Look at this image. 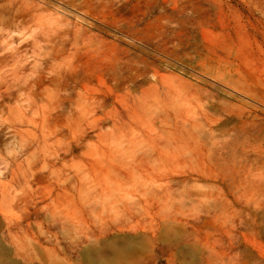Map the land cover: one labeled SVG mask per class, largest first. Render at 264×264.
<instances>
[{
	"label": "rangeland",
	"instance_id": "rangeland-1",
	"mask_svg": "<svg viewBox=\"0 0 264 264\" xmlns=\"http://www.w3.org/2000/svg\"><path fill=\"white\" fill-rule=\"evenodd\" d=\"M9 2L17 5L35 3L37 0H2L5 4ZM256 2L257 4H254ZM262 2L264 4V0H175V2L171 0H112L107 8L111 25H102L103 29L100 32L96 29L90 30L92 34L98 32L101 41L90 38L87 54L77 53L65 62L77 65L81 70L105 71L102 90L106 95L102 106L94 109L95 102L93 104L92 101L81 100L80 109L74 114L69 116L62 114L54 117L53 121L50 96L37 99V103L32 104L26 100V94L23 95L18 90L25 79H30L40 68L38 59L44 49L34 42L31 32H28L29 35L31 34L30 38L28 33L21 36L15 33L13 37L7 38L5 33L0 31V51L8 53V62L4 64V67L0 66V91L6 87L10 93L0 97V205L8 214L5 222H2V219L0 221L2 222L0 224V260L16 259L18 261L15 262L18 264H92L83 252L90 245L92 246L93 242L97 247H104L111 241L127 240L131 245L130 251L116 255L113 259H107L106 264H140L145 259H147L146 262L142 264H199L200 253L206 250V246L213 248L218 257H224L234 253L229 249L231 242L246 237L261 247L257 248L258 253H255L257 256L260 255V263L264 264V240L253 234L264 228V204L258 205L259 201L264 200V196L249 183L253 180L254 174L247 176L243 182H236L231 189L225 188L218 191L216 190L218 188L213 187L212 182L210 187L209 181L206 183L203 182L204 180L197 183L189 181L185 187H180L181 189H174L170 193L162 191L160 196H154L149 189L162 182L156 181L158 177L154 174L157 171L156 168L160 169L159 171L172 169L188 173H196L203 167L207 170L211 169L204 156L209 151L206 149L208 144L202 146L195 142V135H199V132L194 129L193 134L189 131L185 133L188 140L185 146L193 152L191 156L186 154L184 159L170 158L160 164L153 163L152 160L148 161L147 157L150 155H145V152L155 143L154 122L158 119L152 111L153 105L143 103L136 91L141 79L136 82L128 81L131 91L129 95L124 89H117L115 82L110 79L112 69L123 76L131 72L130 65L127 66L124 63V60L129 57L136 58L138 55L146 54L160 56L155 49V44L149 38L154 34L162 33L168 36L173 44L179 42L181 45L178 55L170 59L172 67L169 69L166 67L164 73L168 76L171 71L168 78L174 84L176 82L172 78L173 74L182 73L186 90L185 99L194 102L192 97L195 95L201 94L200 96L203 97L210 93L209 95L216 96L218 92L219 99L227 104L230 103V106L240 105L236 98L231 97L233 96L231 90L225 86L230 85L228 80L225 79L226 82L224 80L222 82L219 75L204 74L203 68L197 66L200 57L192 52L186 53L184 47L193 42L194 37H196V44L203 43L202 28L205 40L214 47L217 54L223 58L230 55L228 61L240 63L249 80L256 83L259 89L264 90V5ZM262 5L263 9L260 10ZM181 8H185L182 13ZM51 14L54 17L61 15L53 7L45 13L47 16ZM26 34L28 36L23 38ZM11 39L13 42H9ZM171 45L169 44V48H172ZM2 47H5V50ZM34 48L35 51L32 50ZM12 49L14 50L10 51ZM33 58H36L39 64ZM60 63L64 62L60 60ZM207 66L205 65L206 69H208ZM211 76L212 80L215 78L217 82L209 81ZM214 83L217 85H213ZM197 85L202 88L200 87L199 90ZM108 87H112L113 94L108 91ZM159 90L157 95L163 103L168 102L169 99L172 100L173 91L166 95L164 87H160ZM118 95L121 98L117 97ZM234 96L242 98L238 95ZM118 98L120 102L117 101ZM27 105L29 108L26 107ZM98 116L101 118L100 121H95L94 119ZM48 127L57 128V135L50 134L48 138ZM14 128L17 132H13ZM82 134L85 136L83 146L78 147L73 142ZM227 137L230 136L226 135L219 139L228 140ZM31 140L39 142V145L34 149L36 153L30 156L23 147ZM46 141L48 142L44 144ZM54 142H57L59 147L69 142L73 143L76 157L72 161L71 170L79 169L80 177L83 178L67 181L65 185L69 189L60 186L53 188L47 181L38 179L36 172H32L36 159L47 156ZM82 150L83 153H79ZM63 175L64 173L61 172L60 178ZM198 184L206 187L201 188ZM186 187H190L191 190L200 188L203 190L201 191L203 195L196 194L194 200H190L186 193L184 194ZM51 193L53 201L51 199L47 201L51 207H56L59 215L67 217V222L53 229L55 235L52 236V240L38 249L34 242L42 238L43 233L40 231L46 224V219L42 217L41 223V219H34L33 215L29 218L26 216L31 209L30 203L43 200ZM211 198L220 201L218 206L210 207L213 208L211 211L216 218L211 223L209 217V220L205 218L203 222L206 216L200 209H203L204 204L208 200L211 201ZM248 203H250L249 206ZM196 215L200 216L198 224L190 226ZM174 217L177 220L172 222ZM160 218L166 222L164 221V225H160L159 228H155V223ZM201 220L202 223H200ZM114 224H124V226L118 229ZM131 224L136 227H129L133 226ZM138 228L140 229L137 230ZM180 240L181 243L176 247V242ZM100 243L105 244L103 246ZM235 261L239 260L235 259Z\"/></svg>",
	"mask_w": 264,
	"mask_h": 264
},
{
	"label": "bare ground",
	"instance_id": "bare-ground-1",
	"mask_svg": "<svg viewBox=\"0 0 264 264\" xmlns=\"http://www.w3.org/2000/svg\"><path fill=\"white\" fill-rule=\"evenodd\" d=\"M171 1L175 2V0ZM111 2L112 0H37L35 3H20L16 5L14 2L5 4L2 3V0H0V31L5 33L7 38L8 36L13 37L15 33L16 35L21 36L22 34L31 32L33 33L32 36H34V42H36L41 49H44V52L42 51L43 53L38 59L40 60V68L30 79H25L18 90H20V93L23 95L26 94V100L32 104H36L37 99H40L44 96H50L52 98V101L50 102L52 121L54 117H58L62 114L67 116L74 114L75 111L80 109L81 100L92 101L93 104L95 102L94 109L96 107L102 106L104 96L106 95V93L102 90L105 71H101L100 69L81 70L78 69L77 65H72L65 62H68L70 58L74 57L77 53L87 54L89 52L87 50H89L88 41L90 38H95L96 41H101L99 37L100 34L98 32L96 34H92L90 30L96 29L100 32L103 29L102 25H111V21L107 13V8ZM254 4H257V2ZM263 5L260 7V10L263 9ZM52 7L61 15L58 14L57 17H54L56 13H54L53 16L52 14L51 16L45 15V13H48ZM174 8L177 7L174 6ZM184 10L185 8H181V13ZM91 19L95 22H93ZM178 23L180 24V22ZM201 32L202 38L204 39L203 43L201 45L196 44V37H194L193 42H190L187 47H184L186 50L185 52H192L196 56L200 57V59H198L197 66L203 68L202 70L205 71L204 74L214 73L215 76L219 75L218 77L222 80V82H226L225 79H227L230 85H225L227 83L224 85L231 90L233 94L231 97L236 98L238 102H240V105L230 106V103L227 104L219 99L218 92L216 96L209 95V93L208 95L202 97L198 91L199 96L195 95L192 97V99L194 98V102L192 100L185 99L186 90L183 77L181 76L182 73L180 72V75L173 74V77L171 75V77L175 79V84L170 82L168 78L171 71L168 73V76L164 73L166 71V67L168 69L172 67L170 64L172 63L170 62V59L178 55L181 45L179 42L173 44V42L169 40V37L167 36V38L166 35L162 33L154 34L149 38V40L155 44V49L157 52H159L160 56L146 54L138 55L136 58L129 57L128 59L124 60V63H126L127 66L130 65L129 68L131 72L129 74L123 76L122 74L117 73L115 69H112L110 72L111 76L109 75L110 79L115 82L116 88L124 89L127 95L131 94L128 81L136 82L141 79V83H138L136 91L138 92L143 103H148L149 106L153 105L152 111L158 120L154 122L156 126V136L154 138L155 143L152 145V148L150 147L145 152V155H150L147 157L148 161L152 160L153 163L160 164L169 160L170 158L184 159L186 154L191 156L193 152L185 146V144L188 142L185 133L189 131L191 134H193V132H195L194 129H196V132H199V135H195V142L202 144V146L208 144L206 149H209V151L204 156L211 169L207 170L203 167L197 170L196 173H188L182 170L173 171L172 169L159 171L160 169L156 168L157 171L154 173L158 176L156 181L162 182L151 187L149 192L154 194V196H160L162 191L164 193H170L174 189L177 190L180 187H185L189 181H195L197 183V181L200 182L201 180H204L203 182L205 183L206 181H209V186L210 182H212L213 187L215 186L218 188L216 190L220 191L224 190L225 188L231 189L236 182H243L247 176L254 174L252 178L253 180H250L251 182L249 183H251L255 189L261 191V195L264 196V90L259 89L256 83L249 80L248 75L241 68L240 63L235 64L234 62L228 61L230 55H227V57L223 58V56L217 54L214 47L205 40V34L203 33L202 28ZM28 35H24L23 38L25 36L27 37ZM30 35L28 38H30ZM3 40L2 42H4ZM18 40L21 41V39ZM9 42H13V39H11ZM169 44H172V48H169ZM3 49L5 50V47ZM13 50L14 49L10 51ZM32 50L35 51V48ZM7 58L8 53L4 52L3 50L0 51V66L3 65L4 67V64L8 62ZM33 59L35 60L36 58ZM26 60L28 61V59ZM38 60H35L37 64H39ZM60 60L64 63L61 64ZM205 65H208V69H206ZM187 71L189 72V70ZM207 75L206 78L208 77ZM194 76L195 75H193V77ZM210 78L211 80L209 81L213 82V80H216L215 78L212 80V76ZM198 83L200 84L201 82ZM213 85H217V83H214ZM218 86V88H220V85ZM160 87L165 88L167 93H164L166 95L173 91V95L171 97L172 100L169 99L168 102L163 103V101L159 98V95H157L160 92ZM200 87H198V89ZM107 89L111 94H113L112 87H108ZM207 91L209 92L210 90ZM8 94L10 93L6 87L0 91V97L7 96ZM151 95H154V97H151ZM234 95H238L242 98H237ZM117 97L121 98L119 95ZM119 98L117 99L118 102L121 101ZM26 107H28V105ZM188 113L190 114L187 115ZM100 119L101 118L98 116L94 120L100 121ZM57 131V128L55 129L53 127H48L47 137L49 138L50 134L56 136ZM13 132H17V130L14 128ZM226 135L230 136L227 137L228 140H225L226 138L219 139V137ZM191 138L193 137L191 136ZM84 139L85 136L82 134L73 143H75L78 147H82ZM47 142L48 141L44 142V144ZM73 143L69 142L60 147L58 146L57 142L52 143L51 145L53 146L48 152V155L43 158L39 157L36 159L32 172H36L38 179L47 181L48 185H51L53 188L54 186H60L65 189H69L65 185L67 181H71L73 178H78L80 180L83 178L80 177L79 169H76V171L71 170L72 161L76 157ZM196 143H194V145ZM38 145L39 142L31 140L24 144L23 149L26 152H29L31 156L36 153L34 149H36ZM81 152L83 153V150L79 151V153ZM61 172L64 173L62 178H60ZM79 183L81 185V182ZM205 185L203 186L206 187ZM212 185L210 187H212ZM195 186H197V184ZM203 186L200 185L201 188H204ZM189 188L190 187L185 188L184 194L186 193L187 198L190 200H194V196L196 194L203 195L201 192L203 191L202 189L196 188L191 190V188ZM175 195L177 194L175 193ZM3 197L5 198L4 195ZM44 198L45 199L39 200L38 202L30 203L31 209H29L26 216L29 218L31 215H33L34 219H41V223L42 217L46 219V224L40 231L43 233L42 238H38V240L34 242V245L37 246L38 249H40L44 243H49L52 240V236L55 235L53 229L67 222V217L65 215H59L58 212H56V207H51L47 201L48 199L53 201V194H48ZM218 204H220V201H216L214 198H211V201L208 200L207 203L204 204L205 206L203 209L199 208L200 210H203V213L206 216L203 218V222L205 221V218L207 220L211 219L210 223L211 221L215 220L216 216L211 211L213 208L210 207H216ZM249 204L250 203H248V206ZM261 204H264V200L258 202V205ZM240 212L243 214L242 210ZM7 218V212L3 206L0 205V221L2 219V222H5ZM128 218L130 219V217ZM199 218L200 216L196 215V217L192 220V223H190V226L198 224ZM175 220L177 219L174 217L172 222ZM164 221L166 222V220L160 218V220L155 223V228H159L160 225H164ZM242 221L243 220H241V222ZM167 222L169 223L168 220ZM178 223L180 224L181 222ZM200 223H202V220ZM114 225L118 229H122L124 226V224ZM131 225L133 226L129 227H136L134 224ZM139 229L140 228L137 230ZM99 232L102 231L99 230ZM253 234L257 238L264 240V228L253 232ZM97 242L99 243V241ZM180 243L181 240L177 241L176 247H178ZM94 244L96 243L93 242V245H90V247L85 249L83 252L85 257L89 258L92 264H106L107 259H113L116 257V255L128 252L131 249V245L127 240L111 241L105 246L103 245L105 243H100L104 247H97ZM231 244L232 245H230L229 249L233 250L234 253L224 257H218L213 248L206 246V250L200 253L201 260L199 264H261L259 257L260 255H256V253H258L257 248L261 247L255 241L248 240L246 237H244L241 240L231 242ZM68 251H70L69 248ZM168 253L170 254V252ZM131 256H133V254ZM235 259L239 261L236 262ZM146 260L147 259H145L142 263L146 262ZM15 261L18 260H0V264H18ZM193 261L195 262V260Z\"/></svg>",
	"mask_w": 264,
	"mask_h": 264
}]
</instances>
